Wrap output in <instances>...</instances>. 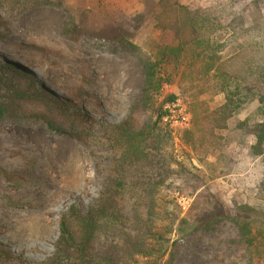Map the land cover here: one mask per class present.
Returning <instances> with one entry per match:
<instances>
[{"label":"rangeland","instance_id":"374dc122","mask_svg":"<svg viewBox=\"0 0 264 264\" xmlns=\"http://www.w3.org/2000/svg\"><path fill=\"white\" fill-rule=\"evenodd\" d=\"M51 1L54 7L33 10L16 20L0 0V33L8 41L31 46L16 56L0 41V64L5 60L14 63L11 57L15 56L30 58L37 65H32L35 70L15 63L56 97L80 104L96 123L75 124L72 129L65 124L63 113L50 107L56 123L66 131L51 133L29 118L43 106L12 107L11 95L0 84V102L8 109L0 120V264H50L48 260L57 251L62 215L73 206L86 213L98 204L107 178L117 177L115 160L121 152L110 127L131 121L142 130L156 118L160 106L175 110L176 115H189L191 126L194 100L211 110L224 103L206 62L198 60L192 68H183L172 85L164 86L153 108L133 109L142 97L144 71L136 57L122 50L121 43L128 41L149 50L173 42L172 34L161 30L156 21L164 17L160 0ZM168 1L205 14L217 29L212 36L215 52L218 45L223 46L219 55L224 59L241 47L264 48V0ZM55 15H63L70 23L68 38L61 35L63 28L55 23ZM172 95L176 96L174 103L168 100ZM257 109V103L251 105L230 122L228 131L215 132L218 159L195 142L186 145L182 136L190 126H171L165 118L169 132L159 138L158 149L151 150L147 163L142 157L127 167L130 186L118 210L122 224L98 237L95 250L120 257L126 235L143 233V201L139 208L135 203L143 198V178L159 177L164 181L155 193L160 207L168 205L170 212L189 223L178 224L168 237L164 260L137 256L131 264H164L169 255L175 256L174 264H264V161L250 154L254 139L235 131L236 123L249 116L260 120L254 115ZM199 194L203 195L200 206L211 209L216 203L229 217L211 232L197 230L193 222L197 210L191 212V208ZM237 215L252 223L256 250L237 244L240 233L232 221Z\"/></svg>","mask_w":264,"mask_h":264},{"label":"trees","instance_id":"16d2710c","mask_svg":"<svg viewBox=\"0 0 264 264\" xmlns=\"http://www.w3.org/2000/svg\"><path fill=\"white\" fill-rule=\"evenodd\" d=\"M4 1L8 5L7 12L16 20L33 10L54 7L51 0ZM159 7L164 17L156 19L158 27L172 34V43L149 50L141 49L128 41L121 43L122 50L136 57L144 71L142 97L133 109L153 108L155 99L162 94L164 86L172 85L183 68H192L194 62L203 60L216 88L224 96V103L211 110L204 102L194 100L191 105L192 123L190 129L183 133V141L186 145L190 141L195 142L205 152L216 154L214 156L218 159V153L214 151V148H218L215 132L228 131L233 119L257 103L258 109L254 115L261 119L255 120L253 116H249L244 121H238L235 131L244 138L254 139L250 154L264 161V48L253 45L248 49L241 47V51L224 59L219 55L224 50L223 46L218 45L215 52L212 36L217 29L203 16L205 14L191 12L185 7L171 4L168 0H160ZM212 21L217 22L215 18ZM1 26L4 25L1 23ZM71 30L70 23L65 22L61 35L68 38ZM0 41L10 47L7 52L16 56L21 50L31 47L14 40L8 41L2 33ZM22 58L37 68L30 58ZM0 84L11 95L12 107L30 103L43 106L41 111L31 113L29 118L45 125L51 133L61 134L66 131L56 123L50 107L59 109L63 113L65 124L72 129L75 124L84 127L95 122L80 104L72 99L56 97L21 65L3 61L0 64ZM168 100L174 103L176 96H169ZM7 112L8 109L0 102V120L6 117ZM167 114L162 106L156 108V118L148 122L142 130L136 129L131 121L119 127H110L116 135L114 144L121 152L120 157L115 160L117 177L107 178L109 184H106L104 192L101 193L98 204L90 207L86 213H81L73 206L67 214L62 215L59 235L55 240L57 251L48 260L50 264H127V261L131 264L137 256L155 261H162L168 256V237L175 232L178 224L182 227L189 220L180 219L177 212H170L168 205L160 207L155 193L164 186V181L159 177L143 178V198L140 197L135 203L136 206L134 205L139 208L143 201V233L136 237L126 235L125 246L121 248L123 256L102 255L94 247L98 237L106 236L110 230L122 224L123 215L118 210L125 201L124 195L130 186L126 175L127 167L141 162L142 157L143 163H147L151 150L158 149L159 138L169 132L164 124ZM164 172L166 174V170ZM132 182L136 183L135 180ZM202 197L200 194L196 196L192 205L191 212L197 210L193 222L197 225V230L211 232L229 217L223 206L216 203L211 209L200 206ZM245 218L237 215L232 219L240 233L237 244L256 250L258 241L253 238L252 223ZM174 260L175 256L169 255L164 264H174Z\"/></svg>","mask_w":264,"mask_h":264},{"label":"built area","instance_id":"2783aa9c","mask_svg":"<svg viewBox=\"0 0 264 264\" xmlns=\"http://www.w3.org/2000/svg\"><path fill=\"white\" fill-rule=\"evenodd\" d=\"M168 114L166 116V121L169 122L171 126H178L181 128H187L190 126V117L189 115H186L182 112H179L178 115H176L175 110L172 111L169 109Z\"/></svg>","mask_w":264,"mask_h":264},{"label":"bare ground","instance_id":"6f19581e","mask_svg":"<svg viewBox=\"0 0 264 264\" xmlns=\"http://www.w3.org/2000/svg\"><path fill=\"white\" fill-rule=\"evenodd\" d=\"M9 57H10V55H9ZM11 59H12V61H14V62H18V63H20V64H22L23 66H26L27 68H29V69H31V70H33L34 69V67L32 66V64H30V63H28V62H25V61H23V60H19L18 59V57H11ZM10 59V60H11ZM35 70V69H34ZM31 214V213H30ZM34 224H36V222L34 223ZM16 235V234H15ZM36 235V234H35ZM21 236V235H20Z\"/></svg>","mask_w":264,"mask_h":264},{"label":"crops","instance_id":"0c3cea01","mask_svg":"<svg viewBox=\"0 0 264 264\" xmlns=\"http://www.w3.org/2000/svg\"><path fill=\"white\" fill-rule=\"evenodd\" d=\"M56 19H55V23L58 25V27H62L65 23V19L63 15H55Z\"/></svg>","mask_w":264,"mask_h":264},{"label":"water","instance_id":"95a60500","mask_svg":"<svg viewBox=\"0 0 264 264\" xmlns=\"http://www.w3.org/2000/svg\"><path fill=\"white\" fill-rule=\"evenodd\" d=\"M16 57V56H15ZM15 63V62H14ZM15 64H18V63H15ZM18 65H20V64H18Z\"/></svg>","mask_w":264,"mask_h":264}]
</instances>
